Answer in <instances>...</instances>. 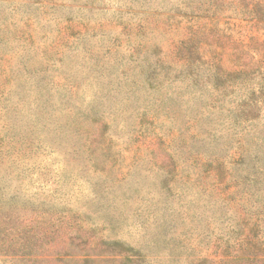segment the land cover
Returning <instances> with one entry per match:
<instances>
[{"label": "rangeland", "instance_id": "rangeland-1", "mask_svg": "<svg viewBox=\"0 0 264 264\" xmlns=\"http://www.w3.org/2000/svg\"><path fill=\"white\" fill-rule=\"evenodd\" d=\"M0 264H264V5L0 0Z\"/></svg>", "mask_w": 264, "mask_h": 264}, {"label": "trees", "instance_id": "trees-1", "mask_svg": "<svg viewBox=\"0 0 264 264\" xmlns=\"http://www.w3.org/2000/svg\"><path fill=\"white\" fill-rule=\"evenodd\" d=\"M257 2L264 5V0H257ZM196 37L197 36H186L185 41L190 43L189 50L191 54L194 55L200 61L206 63L205 53H204L203 48H201V43L200 42L199 43L197 42V44L195 43V41L197 40ZM213 64L214 63L212 62L211 65ZM232 65H234L233 66L234 68L228 66L225 62V58L221 57V59H219L216 62V69L225 73L227 76H230V77L235 76V77L245 80L246 75H248L247 70L243 66H241V64L234 63ZM254 92L255 90L253 91V93Z\"/></svg>", "mask_w": 264, "mask_h": 264}]
</instances>
